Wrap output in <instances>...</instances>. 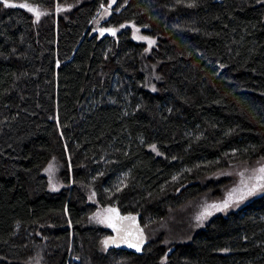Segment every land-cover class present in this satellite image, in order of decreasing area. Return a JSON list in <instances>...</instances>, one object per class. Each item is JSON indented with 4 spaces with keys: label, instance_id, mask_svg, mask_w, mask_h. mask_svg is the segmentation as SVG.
Instances as JSON below:
<instances>
[{
    "label": "trees",
    "instance_id": "obj_1",
    "mask_svg": "<svg viewBox=\"0 0 264 264\" xmlns=\"http://www.w3.org/2000/svg\"><path fill=\"white\" fill-rule=\"evenodd\" d=\"M109 1L0 0V264H264V191L199 217L264 163V0Z\"/></svg>",
    "mask_w": 264,
    "mask_h": 264
},
{
    "label": "rangeland",
    "instance_id": "obj_2",
    "mask_svg": "<svg viewBox=\"0 0 264 264\" xmlns=\"http://www.w3.org/2000/svg\"><path fill=\"white\" fill-rule=\"evenodd\" d=\"M117 0H110L109 5L107 8L102 7L99 17L107 16L110 11H114L115 5ZM6 6H15V7H21L25 9L27 12L32 14L35 19L37 20L40 17V10L37 7L29 6L25 3L17 2V3H11L6 2ZM127 27L132 29L133 32V39L137 42H145L148 44L149 47L154 45V40H152L149 37H145L140 34V29L138 27H135L132 24L126 25ZM101 29H107L104 27H100ZM264 168V163H259L254 166H240L233 168L229 171V175L235 179H237L236 184L234 187H232L224 197H222L220 200H217L216 202H213L209 205H206L203 208V215H199V217L206 221L212 216L213 214L217 212H224L226 210L232 209L241 203L247 201L248 199L260 194L264 191V173L260 172V169ZM44 173L49 178V190L50 191H58L62 188V186H58V183L56 182L58 180V166L55 158H52L47 165ZM255 186L256 190L251 195H245L243 199H240L241 193H247L248 189L253 188ZM57 187V188H56ZM59 187V188H58ZM235 190V191H234ZM91 203H94L95 201L93 199H90ZM227 203L228 207H223V205ZM213 205H217L218 207H212ZM109 209L105 208H98L96 212L91 216V221L95 224H98L100 226H103L104 228H113L115 224V218L112 215V211H108ZM116 240H113L111 237L105 239L102 242L103 249L107 250L108 247L112 245L113 242H116ZM73 247V246H72ZM71 247L70 253H73V248ZM41 248V247H40ZM37 248L34 250V252L31 253L29 258L27 259V264H33L37 261V264H49V258L48 254L50 253V249L47 247H44V249ZM46 250L47 256L46 261H43L42 259L39 260V256L41 258V253ZM42 251V252H41ZM39 252V253H38ZM73 255V254H72ZM73 257V256H72ZM72 262L78 261L75 257L72 258Z\"/></svg>",
    "mask_w": 264,
    "mask_h": 264
},
{
    "label": "water",
    "instance_id": "obj_3",
    "mask_svg": "<svg viewBox=\"0 0 264 264\" xmlns=\"http://www.w3.org/2000/svg\"><path fill=\"white\" fill-rule=\"evenodd\" d=\"M115 33V30L112 28H108V29H103V36L104 35H113ZM140 216L139 215H135V216H120V214L117 215V217L115 218V224H119L122 226V228H125V234L122 235V240L121 243L119 242L118 245H122L119 248L122 249H127V250H132L136 253H140L142 251L143 246H145L147 244V238H146V234L144 232L143 227L141 226L140 222H139ZM133 224V225H132ZM118 225V226H119ZM133 227H135V229H137L139 232L142 233V244L141 240H137L135 241L134 237L131 235ZM135 241V242H134ZM139 249H134L135 246H139Z\"/></svg>",
    "mask_w": 264,
    "mask_h": 264
},
{
    "label": "flooded vegetation",
    "instance_id": "obj_4",
    "mask_svg": "<svg viewBox=\"0 0 264 264\" xmlns=\"http://www.w3.org/2000/svg\"><path fill=\"white\" fill-rule=\"evenodd\" d=\"M118 225L119 224L114 225L113 228H111V231L113 233L111 238L113 240L117 239V241L113 242L112 245L110 247H108V249L111 248V247H121L122 246V245H120V246H117V245L119 244V242L121 243V241H124V240H122L121 237H122V235L125 234V228H122L121 225H119V226Z\"/></svg>",
    "mask_w": 264,
    "mask_h": 264
},
{
    "label": "snow or ice",
    "instance_id": "obj_5",
    "mask_svg": "<svg viewBox=\"0 0 264 264\" xmlns=\"http://www.w3.org/2000/svg\"><path fill=\"white\" fill-rule=\"evenodd\" d=\"M260 172H262V173H264V168H261L260 169ZM256 190V188H255V186H253V188H250V189H248V192L247 193H241V195H240V199H243L244 198V196L245 195H251L254 191ZM235 191V190H234ZM212 207H218L217 205H213ZM223 207H228V204L227 203H225L224 205H223Z\"/></svg>",
    "mask_w": 264,
    "mask_h": 264
},
{
    "label": "crops",
    "instance_id": "obj_6",
    "mask_svg": "<svg viewBox=\"0 0 264 264\" xmlns=\"http://www.w3.org/2000/svg\"><path fill=\"white\" fill-rule=\"evenodd\" d=\"M46 253H47V251H46V250H44V251H43V254H44V255H46Z\"/></svg>",
    "mask_w": 264,
    "mask_h": 264
}]
</instances>
